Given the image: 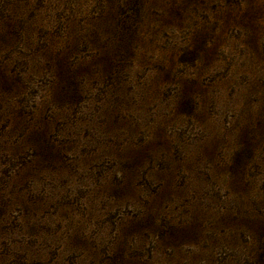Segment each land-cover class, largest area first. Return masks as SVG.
I'll use <instances>...</instances> for the list:
<instances>
[{
    "label": "rangeland",
    "instance_id": "1",
    "mask_svg": "<svg viewBox=\"0 0 264 264\" xmlns=\"http://www.w3.org/2000/svg\"><path fill=\"white\" fill-rule=\"evenodd\" d=\"M0 264H264V0H0Z\"/></svg>",
    "mask_w": 264,
    "mask_h": 264
}]
</instances>
